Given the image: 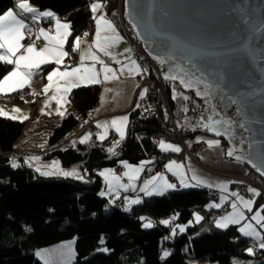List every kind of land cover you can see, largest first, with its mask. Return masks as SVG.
Returning a JSON list of instances; mask_svg holds the SVG:
<instances>
[{
  "label": "trees",
  "instance_id": "trees-1",
  "mask_svg": "<svg viewBox=\"0 0 264 264\" xmlns=\"http://www.w3.org/2000/svg\"><path fill=\"white\" fill-rule=\"evenodd\" d=\"M100 1L107 14L117 16L118 0ZM15 3L16 0H0V14ZM30 4L40 11H51L71 24V36L65 45L69 57L62 66L55 63L41 66V72L45 75L54 68L75 65L77 53L71 51L74 39L93 22L90 0H30ZM10 69L11 65L0 62V79ZM99 93L98 85L81 86L71 90L68 99L84 119L98 104ZM4 97L5 101L15 105L26 104L32 98L28 87ZM172 97L169 87H166L165 98L163 95L158 97L161 117L167 124L168 110L175 122L185 114L184 99ZM79 123L80 120L72 115L64 117L51 132L42 158L58 160L63 167L78 165L83 180L43 176L24 165L19 153L14 152V144L21 136L25 122L0 116V264H43L36 258L35 251L67 240H74L76 256L73 264H232L231 258L235 256L251 258L254 264H264V249H254V254H246L254 243L241 235L237 226L215 228L214 221L223 211L207 208L210 198L206 189H176L159 196H143L142 203L133 205L129 211L124 210L121 200L99 195L102 181L96 170L115 167L121 161L137 164L159 156L161 152L155 140L172 134L167 124L161 128L156 118H142L136 109L129 114L123 143L113 153L94 143L52 150ZM181 137L185 139L188 134ZM13 163L19 166L13 167ZM162 164V160L154 161L153 168L160 169ZM247 172L264 185V181L248 167ZM262 205L264 196L260 193L254 208ZM195 214L203 217L199 223L194 220ZM173 216L177 219L168 226L160 224L161 220ZM141 217L152 220L154 226L144 228L146 221ZM177 225L184 226L185 231L181 233ZM174 227L176 234L172 235ZM104 248L108 251H101ZM164 250L170 255L161 259Z\"/></svg>",
  "mask_w": 264,
  "mask_h": 264
},
{
  "label": "water",
  "instance_id": "water-1",
  "mask_svg": "<svg viewBox=\"0 0 264 264\" xmlns=\"http://www.w3.org/2000/svg\"><path fill=\"white\" fill-rule=\"evenodd\" d=\"M123 13L162 77L191 79V89L175 82L230 135L198 133L223 141L226 155L236 149L264 181V0H123ZM206 85L209 98L198 97Z\"/></svg>",
  "mask_w": 264,
  "mask_h": 264
},
{
  "label": "snow or ice",
  "instance_id": "snow-or-ice-1",
  "mask_svg": "<svg viewBox=\"0 0 264 264\" xmlns=\"http://www.w3.org/2000/svg\"><path fill=\"white\" fill-rule=\"evenodd\" d=\"M102 8L100 3H93L91 5V11L93 12V19L96 24V32L93 43L87 44L85 48H82L81 45L85 44V38L88 36V33H84L83 37L77 36L74 39L72 52H79V66L71 67L69 70V66H64V70L61 71L60 67L53 69L47 76V80L50 82L45 86L43 92L45 94L52 87V80L54 77H59L66 81V85L63 87V95L58 96L53 94L50 97V100H56L58 105H61V101L67 103L66 95L71 91L72 88L78 87L80 83H92V84H100L102 82H111L118 81L121 77L128 76L134 78L135 75L141 74L142 69L139 64H137L136 60L132 59L131 56H127L126 60L128 63L124 61L117 60L116 56L109 50L115 47L119 41L122 40V37L116 33V29L114 25L105 19L104 15H100L98 18L95 13ZM15 9H8L3 14H0V62H4L8 65H14V70L10 73L6 74L2 79H0V93H10L17 91L18 89H23L25 85L29 83L34 75L37 74L38 70H40L41 65H46L49 63H55L58 66L63 65V60L69 57V52L65 51V44L68 40V37L71 36V24L70 23H62L56 15L51 11H40L38 8L31 6L30 0H16ZM41 18H51L55 23L52 27L45 30L44 28H39L38 33L36 34V39H40L43 37L46 41L43 47L39 49L36 46L35 41L29 43L27 45L22 44L26 38V34L29 38L32 35V27L27 21H31V23L37 24ZM102 26L105 30L110 29L112 33H115L113 36H102ZM54 33V34H53ZM95 49V51H93ZM127 52H131V49H127ZM99 53V54H98ZM101 54L103 57H108L115 64L119 65L118 68L110 67L108 64L104 62L101 58ZM15 58V59H13ZM86 61H91L90 65H86ZM161 63H164V60H161ZM101 65L99 71H97L96 65ZM102 75V79L100 76ZM165 80H179L180 84L184 86L185 89L193 88V81L191 79H185L183 76L178 75H165ZM198 83V82H197ZM139 85H137L138 87ZM211 85H206L204 91H196V95L201 98L208 99L210 96L209 91ZM113 89L106 88L105 93L112 92ZM148 89L144 88L140 93V99L143 100L146 96ZM61 88L56 87V93H60ZM178 93L173 92V99L177 98ZM185 101L189 100L188 96H183ZM235 102V101H234ZM210 103V101H209ZM62 106V105H61ZM45 107H48V104H45ZM137 107H140L137 104ZM13 112H19V109H13ZM185 112L188 111L187 108L184 109ZM57 114L60 116L64 115L63 111H60V108H57ZM0 115H7L6 112L0 110ZM11 119H16L17 117L11 116ZM28 119L27 116H23L21 122L23 120ZM128 122V117L123 116L119 119H112L110 122H104L103 124H97V128L103 129V134H98L99 139H105L109 127L115 129L117 133H119L120 140L124 139L125 131L124 126ZM221 124L220 120L215 119L212 115L204 118L201 117L200 126L214 132L216 136H229L230 133L228 131H221L219 125ZM228 128H231V123H228ZM240 127H244L243 124ZM195 130V129H193ZM91 137V133L85 135L82 139H80L79 143L83 144L89 140ZM120 141H116V145H119ZM199 143V138L197 139ZM208 147L211 149L213 147H219L220 140H207L206 141ZM114 146V147H115ZM114 147L109 148L108 151L110 153L114 152ZM159 147L162 151H171L174 153L181 152V148L173 145L171 143H165L163 140L159 142ZM236 149H230L227 152L229 157H234L236 161H242L243 157L241 155L236 154ZM35 159V158H34ZM150 163L148 161L141 162L139 166L129 165L127 162H123V166L128 169L123 175L127 177L130 181L129 184H121V177L115 175L111 170L100 173V175L104 176L105 179L109 183V189L114 190L113 183L118 188H122L124 191H128L131 189L132 191L136 190L135 184L132 183L139 178V173L143 170L144 164ZM13 167H18L16 163L12 164ZM54 169V171H44L41 172V175L50 176L54 174H59L64 177H74L77 179L83 180L84 177L77 172L76 169L71 171H63L59 168L58 162H54L53 165L50 166ZM166 168L169 172H172L173 175H176L179 179V184L181 187L190 188V187H219L222 191H227L226 184H215V182L210 181L209 179L202 178L200 174H198L194 169L190 166L187 168V172H191L189 176L187 172L182 171L185 168V165L182 163H177L176 161H171L166 165ZM173 168L176 171H173ZM38 172L39 168L36 169ZM259 170V169H258ZM261 174L264 175V170H260ZM111 177V180L108 178ZM177 185L175 183L169 182L162 174H158L157 176L152 177L151 179L145 180L143 182V186L140 187L139 191L143 192L146 196L152 195H163L168 190H176ZM249 192H251L254 196H260V192H258L254 188H249ZM101 196L105 195L104 192L100 193ZM231 196L236 197V201L231 203L232 211L220 218L215 222L217 228L226 229L229 225H241L238 231L245 237L253 238L260 249H264V235L261 234L260 231L257 230L256 227L253 226L251 222L248 221V218L245 216L244 209L248 212L253 211V205L255 203L252 199L245 200L243 197H240L238 193L232 192ZM118 198V197H117ZM127 199V198H126ZM221 203H214L209 205L210 208H220L221 204L225 202L228 197L222 196ZM130 205L140 204L142 201L140 199H132L127 201ZM114 203V201H113ZM238 204L240 207H238ZM125 211H129L128 207L124 208ZM261 212H264V205L260 206V208L252 215L251 220L255 221L256 225H259L261 228H264V224L261 222L264 221V215H261ZM195 222L199 223L203 217L200 215H195ZM142 220L146 222L143 224L144 228H152L154 226V222L149 220L146 217H141ZM177 216L171 217V220L165 219L161 220L160 224L168 226L172 221H175ZM192 222L190 221L189 224ZM179 231L183 233L185 231L184 226H179ZM176 234V228L172 229V235ZM167 239V237L165 238ZM102 244L104 243L103 239L100 241ZM74 243V242H73ZM101 251L107 252L108 249L104 248ZM248 254H254L253 248L247 249ZM36 255L42 259H44V264H56V262L52 259V252L42 253L37 252ZM170 255V252L164 250L162 252L161 259H166ZM63 264H70L69 260L64 261ZM233 264H238L237 261H233Z\"/></svg>",
  "mask_w": 264,
  "mask_h": 264
},
{
  "label": "crops",
  "instance_id": "crops-1",
  "mask_svg": "<svg viewBox=\"0 0 264 264\" xmlns=\"http://www.w3.org/2000/svg\"><path fill=\"white\" fill-rule=\"evenodd\" d=\"M100 3L102 5V8L95 13L96 17L98 18L100 15H104L105 19L110 21L114 25V27L116 29V33H118L119 36L122 37V40L119 41L118 44L115 45V47H113L109 50L113 53V55L116 56L117 60L124 61L125 63H128V61L126 60L127 56L130 55L132 59H134V58L132 57L131 52L126 51L127 49H130V47H129V44L127 43L122 31H120L121 28L119 26V23L117 22V17H115V16L112 17L109 14H107L106 10L103 7L102 1H100ZM9 9H13L14 11H16L15 5ZM92 15H94V14L92 13ZM60 21L62 23H66L65 21H63L61 19H60ZM28 23L32 27V35H34V37L36 39V34L38 33L39 28H44L45 30H47L50 27H52L55 22L53 20H51V18H47V19L41 18V20L37 24L33 25L30 20L28 21ZM91 26L93 28L92 35L90 37L87 36L85 38L86 43L81 45L82 48H85L87 46V44H91L94 41L95 32H96V24H95L94 19H93ZM105 35L113 36V35H115V33H112V31L110 29L105 30L102 26V36H105ZM79 36L83 37V35H79ZM28 37L29 36L26 34V38L23 41H21V43L24 42ZM37 41L39 42V46L37 47L38 49L40 47H43L46 43V41L44 40L43 37H40V39H38ZM93 51H95V49H93ZM76 53H77V59H76L77 62L72 67L79 66V52H76ZM101 58L110 67H113V68L119 67V65L115 64L108 57H103L102 54H101ZM13 59H15V58H13ZM64 60H63V62H64ZM91 63H92L91 61L85 62L86 65H90ZM137 64H139V63L137 62ZM41 66H43V65H41ZM100 67H101V65H99V64L96 65L97 71H99ZM70 68H69V70H70ZM13 70H14V65H11V69L6 74L10 73ZM52 70H50L45 75L41 72V70H38L37 74L32 77V79L29 81V83L27 85H25V87L29 88L31 96H32V98L30 99V101L28 103L22 104L21 106H17V105H15L9 101L0 102V104H2V105H0V110H3L4 112L7 113V115H0V116L6 117V118H9L11 116H15L17 118L13 119V120H17L20 122H21L23 116L28 117V119L23 120V122H25V126L23 128L21 136L19 137V139L14 144V152L19 153L20 157L22 158V163L24 165L32 168L34 171H36L40 175H41V172H43V171L40 170L38 172L36 169L37 168H39V169L45 168L49 164V163H47L48 161H45L42 157H43V153L47 149L48 141H49V137L51 135V132L59 125L60 121L64 117H66L68 115H72L76 119L80 120V123L76 127V129L78 127H81L82 123H84V124L87 122L92 123L93 130L87 132V133H91V137L89 138V140L87 142L83 143V145L84 144L90 145V144L94 143V144H98V145H101V146L109 149L110 147H114L116 145V141H120L119 145L114 147L115 149H117L118 147L121 146V144L124 140V139L120 140L119 133H117L114 128L109 127L105 139L101 140V139H99L98 134H103V129L97 128L96 125L98 123L103 124L106 121L110 122L112 119H119L120 117L127 116L128 122L124 126V131H125V135H126L127 129L129 126V114L132 111L138 109L139 107H137V104L141 105L143 100H144V99L141 100L139 98L141 91L145 88L144 86H141V84H140L141 74L135 75L134 78L124 76V77H121L118 81L102 82L100 84H92V83H86V82L80 83V85L78 87L88 86V85H98L100 87L98 104L92 110H90L87 113L86 118L82 119L81 114L77 110H75L72 107L71 103L69 102L68 96H69L70 92L67 93V95H66L67 103H65L64 101H61L62 106L58 105L56 100H50V97L53 94H56L58 96V98H59V96L63 95V87L66 85L65 80L60 79L59 77H54L52 82H51V84H52L51 89L48 91L47 94H45L43 92V89L45 88V86L50 83L47 80V76ZM60 70L63 71L64 68L63 69L60 68ZM102 75L103 74H101V76H100L101 79H102ZM137 85H139V86L137 87ZM56 87L61 88L60 93H56ZM75 88H77V87H75ZM75 88H72L71 90H73ZM106 88H111V89H113V91L109 92V93H105ZM18 90H21V89H18ZM11 93H13V92L0 93V95L6 96V95L11 94ZM46 103L48 104V107H45ZM58 107L60 108V111L64 112L63 116H60L57 114V108ZM13 109H19L20 111L19 112H13L12 111ZM85 135H86V133H84L81 136V138L84 137ZM81 138H79V141ZM124 138H125V136H124ZM198 138L200 140V142H199L200 145H197L198 144V142H197ZM207 140H218V139H215L213 137L210 138V136L207 137V135H204L201 133H194L185 139V143L187 144V146H189V147H192L193 145L197 146V151L195 153L196 160H194L193 158H191L187 155H180L181 152L174 153V152H171L170 150L169 151H162L159 147V143L157 142V145H158V148H159V151L161 152V154L159 156H156L154 158L146 160L150 163L144 164L143 170L139 173V178L137 180H135L134 182H132L135 184V187H136L135 191H132L131 189H129L128 191H124L122 188L116 187L115 183H113L114 190L110 191L108 181L105 179L104 176L100 175V173H102V172H106L108 170H111L115 175L121 177V180H120L121 184H129L130 181L127 179V177H125L123 175L126 171H128V169H126L123 166V162H125V161L119 162L117 164V166H115V167L98 168L96 170V174L101 178V181H102L100 193L101 192L105 193V195H103L102 197H105L107 199H112V200L119 199L122 201L124 208L128 207L130 209L133 205L128 204L127 201H130L132 199H140L141 200L143 196H146L143 192L139 191L140 187L143 186V182L145 180L151 179L152 177L157 176L158 174H162L169 182L175 183L177 185L176 189H189V188L181 187L179 184L178 177L176 175H173V173L169 172L166 168V165L168 163H170L171 161H176L177 163H182L185 165V168L182 171L187 172V168H188V166H190L198 174H200L202 176V178L209 179L210 181L215 182V184H217V185H219V184H226L227 185V191H222L219 187H212V188L203 187V186L190 187V188H202V189H206V190H210V189L216 190L218 192V195L215 199L216 203H221L220 198L222 196L228 197V199L221 204L220 208H215V209H219V210L224 211L223 208L227 207L228 208L227 210L232 211L231 203L236 201V197L230 195L232 192L238 193L239 196L243 197L245 200L252 199L255 201L256 196H254L251 192L248 191V189L251 187L247 188L246 193H241L239 181L232 177V176H240V175L246 174L247 173V167L245 165H243L242 163H240L238 161L230 160L227 157L226 146L224 145V143L221 140H220L219 147H213L211 149L208 147V145L206 143ZM163 141L165 143H170V142H167L165 140H163ZM171 144L178 146L175 143H171ZM26 151H34V153L29 154V152H26ZM170 154L177 155L178 157L175 159L168 160V161H163V164H162L160 169L153 168L154 161L160 160L163 156L170 155ZM31 156H34V157L38 156L37 158L39 160H36L35 162L30 161ZM143 162H145V161H143ZM128 164L135 167V166H139L141 164V162L137 163V164H131V163H128ZM69 171H71V169H69ZM173 171H176V169L173 168ZM77 172H79V174L81 176H84L83 172L81 170H79ZM187 174L190 176L191 172H187ZM55 176L64 177L61 175H55ZM68 178H74V177H68ZM108 180H111V177H109ZM100 193H99V195H100ZM152 196H159V195L154 194ZM238 207H240L239 204H238ZM258 209H255L254 205H253V211L252 212H248L246 209H244L245 215L247 214V216L249 217V220L254 224H256V223H255V221L251 220V217H252V215H254V213ZM261 215H262V212H261ZM261 223H263V221ZM229 226H231V225H229ZM235 226H237V229H238L239 225H235ZM257 226H259V225H257Z\"/></svg>",
  "mask_w": 264,
  "mask_h": 264
},
{
  "label": "built area",
  "instance_id": "built-area-1",
  "mask_svg": "<svg viewBox=\"0 0 264 264\" xmlns=\"http://www.w3.org/2000/svg\"><path fill=\"white\" fill-rule=\"evenodd\" d=\"M122 1L123 0L119 1V6L117 8V18L120 24V28L122 29L123 35L131 49V55L141 66L142 72L140 76V84L141 86H144L145 88L148 89L142 104L138 108L139 115L142 118H150V117L156 118L157 121H159V126L163 128L166 126L167 123L161 117L160 102L158 97L163 95V97L165 98L166 87H169L172 93L175 90L176 93L180 94L177 96H180L182 98L183 96H188L189 100L187 101L184 100L185 108H187L188 111L185 112V114L179 120V124L175 122L173 116L168 110L169 124H167V126L172 134H170L167 137L163 135L155 141L159 143V141L165 140L170 143H175L181 148L180 155H185V153L189 154L190 153V151L188 150L189 147L187 148V145L184 143V139L181 137V135L194 134L203 129L205 130V128L200 126L201 117L202 116L205 117L206 114L205 105L203 104L202 100L194 96V94L191 91H186L182 89L179 83L172 80H165L162 77L158 64L143 51L142 46L139 43L136 35L134 34L130 26L127 24L122 10ZM92 32H93L92 26H88L83 32V34L88 33V36L90 37L92 35ZM33 41H35L36 46L38 47L39 42L35 39L34 35H31L30 38L28 37L23 42V44L27 45L29 43H32ZM4 101H5V97L0 95V102H4ZM91 130H93L91 122H87L85 124L82 123L81 127H78L76 130H73L72 132L62 137L55 145V148L52 150L59 149L64 146L75 148L78 145L79 138L84 133H87L88 131ZM196 148H197L196 145H193L191 148V153L194 155V157H195ZM117 149L114 148V151ZM177 157H178L177 155L163 156L160 160L168 161L171 159H175ZM235 178L236 180L239 181L241 193H246L247 188L251 187L264 195V185H261L258 181L243 175L236 176ZM217 195L218 192L216 190L213 189L208 190V197L210 199H215ZM227 209H228L227 207L223 208L224 211ZM193 264H198V262H194Z\"/></svg>",
  "mask_w": 264,
  "mask_h": 264
},
{
  "label": "rangeland",
  "instance_id": "rangeland-1",
  "mask_svg": "<svg viewBox=\"0 0 264 264\" xmlns=\"http://www.w3.org/2000/svg\"><path fill=\"white\" fill-rule=\"evenodd\" d=\"M120 1V0H119ZM119 1H117V8H118V6H119ZM93 3H100V0H90V8H91V5L93 4ZM101 4V3H100ZM122 10H123V1H122ZM44 11V10H43ZM46 11V10H45ZM93 13V12H92ZM117 17V16H116ZM121 31V30H120ZM22 44H23V42H22ZM0 105H2V104H0ZM17 106H21V105H17ZM176 122H177V124H179V122L176 120ZM204 130V129H203ZM198 133V132H197ZM87 134H89V133H86V135ZM192 135V134H191ZM207 137H209V136H207ZM83 138V137H82ZM81 138V139H82ZM187 137H185V139H186ZM211 138V137H210ZM185 139H184V143H185ZM123 143V142H122ZM186 144V143H185ZM187 145V144H186ZM197 145H200L199 143L197 144ZM189 146H187V148H188ZM119 148V147H118ZM191 148L192 147H189L188 148V150L190 151V153L189 154H186L185 153V155H187V156H189V157H191V158H193L194 160H196V158L194 157V155L191 153ZM197 149V148H196ZM195 149V153H196V150ZM170 155H172V154H170ZM165 156H169V155H165ZM38 156H36V157H34V156H31V159H30V161H33V162H35L36 160H39L38 158H37ZM35 158V159H34ZM54 162H58V165H59V168L60 169H62L63 171H69V169H71V170H73V169H76L77 171H79L78 170V165H72L71 167H63V166H61V164H60V162L58 161V160H49L47 163H49L48 164V166H46L45 168H41L40 170L41 171H54V169L53 168H51L50 166L51 165H53V163ZM248 173V172H247ZM244 174L243 176H247V177H249V178H251V179H253V180H256V181H258L257 179H255L253 176H251L249 173L248 174ZM55 175H59V174H54V175H50V176H55ZM45 176V175H44ZM62 176V175H61ZM240 176H242V175H240ZM234 179H236L235 177L236 176H232ZM259 182V181H258ZM260 183V182H259ZM261 184V183H260ZM263 185V184H262ZM259 192V191H258ZM99 193H100V191H99ZM262 194V193H261ZM263 195V194H262ZM264 196V195H263ZM214 203H216V201L215 200H212V199H210L209 201H208V203H207V208H210L209 207V205H211V204H214ZM231 211H229V210H226V211H223V212H221L217 217H216V219H215V221H214V226H215V228H217L216 227V224H215V222L217 221V220H219L220 218H222L223 216H225L226 214H229ZM195 215H197V214H195ZM247 218H248V221H243L242 222V224L244 223V222H251L250 220H249V217L247 216V214L245 215ZM195 217V216H194ZM168 220H171V217L168 219ZM194 220H195V218H194ZM252 223V222H251ZM253 224V226L254 227H256L257 228V230L258 231H260L261 232V234L262 235H264V228H261L260 226H257L256 224H254V223H252ZM262 224H264V222L262 223ZM180 226V225H179ZM241 225H239V227H240ZM239 227H238V229H239ZM220 229H224V228H220ZM241 234V233H240ZM242 235V234H241ZM248 238H250V237H248ZM250 239H252V241H253V243H254V247H250V248H253V249H260L259 248V246H258V244H257V242L253 239V238H250ZM74 240H67V241H63V242H59V243H55V244H51V245H49V246H46V247H43V248H40V249H37L36 251H35V256H36V258L40 261V262H42L43 264H44V259H42V258H40V257H38L37 255H36V253L39 251V252H42V253H48V252H52V259H53V261L54 262H56V264H63V262L64 261H67V260H69V257H70V264H73V262L75 261V256H76V254H75V250H74ZM246 254L247 255H250V254H248V252L246 251ZM233 261H237L238 262V264H254L255 262L251 259V258H244V257H238V256H235V257H232L231 258V262H232V264H233ZM200 264H217V263H211V262H201Z\"/></svg>",
  "mask_w": 264,
  "mask_h": 264
},
{
  "label": "bare ground",
  "instance_id": "bare-ground-1",
  "mask_svg": "<svg viewBox=\"0 0 264 264\" xmlns=\"http://www.w3.org/2000/svg\"><path fill=\"white\" fill-rule=\"evenodd\" d=\"M158 122V124H159V121H157ZM188 135H191V134H188Z\"/></svg>",
  "mask_w": 264,
  "mask_h": 264
}]
</instances>
